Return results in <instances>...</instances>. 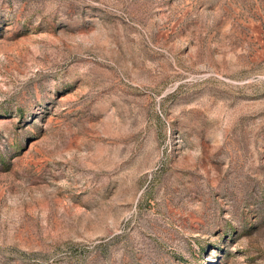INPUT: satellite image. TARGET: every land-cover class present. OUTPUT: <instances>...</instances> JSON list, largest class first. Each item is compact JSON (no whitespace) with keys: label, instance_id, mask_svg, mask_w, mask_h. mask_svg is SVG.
Returning <instances> with one entry per match:
<instances>
[{"label":"rangeland","instance_id":"rangeland-1","mask_svg":"<svg viewBox=\"0 0 264 264\" xmlns=\"http://www.w3.org/2000/svg\"><path fill=\"white\" fill-rule=\"evenodd\" d=\"M0 264H264V0H0Z\"/></svg>","mask_w":264,"mask_h":264}]
</instances>
